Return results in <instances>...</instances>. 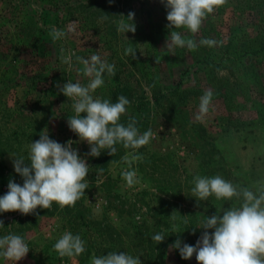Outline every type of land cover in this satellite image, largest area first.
Instances as JSON below:
<instances>
[{"label": "rangeland", "instance_id": "obj_1", "mask_svg": "<svg viewBox=\"0 0 264 264\" xmlns=\"http://www.w3.org/2000/svg\"><path fill=\"white\" fill-rule=\"evenodd\" d=\"M167 11L162 0H0V196L9 191L10 181L23 185L13 160L23 157L27 162L29 145L40 139L45 128L61 144L73 141L72 148L89 165L88 189L74 207L53 203L50 209L37 208L35 214L0 213L4 224L0 237L20 235L30 248L16 264H91L93 255L121 251L139 256L142 264H182L172 249L158 261L150 254L146 242L154 231L148 214L158 205L157 199L171 197L167 207L177 199L181 205L176 206L188 208L186 198H192L188 176L220 175L247 187L264 182V61L256 59L255 65L244 58L245 65L235 62L231 69H211L212 63L200 61L219 60L229 38L238 44L264 34V0H228L194 37L214 38L222 45L196 51L169 49L171 31L186 38L192 34L167 28ZM129 12L135 13L136 32L125 34L117 26ZM53 26L66 31L65 38L54 41ZM128 47L136 49L137 59L125 54ZM70 54H74L71 69L61 60V55ZM93 54L115 65V75L105 74V83L94 96L113 103L125 96L130 105L121 122L134 117L141 133L151 129L155 138L148 145L132 150L117 144L115 155L103 150L94 157L87 155L91 146L69 128L74 109L57 84L62 87L72 80L86 85L89 78L80 71L83 64L76 57L90 59ZM225 77L228 83L223 82ZM207 89L214 93L212 106L198 120L200 97ZM211 145L221 155L215 156V151L207 159ZM133 151L143 160L133 164L140 182L129 187L121 175L128 168L122 158ZM170 170L169 183L177 182L179 187L163 197L157 189L158 176ZM209 198L207 216L216 213L215 206H222L220 210L239 206L236 200ZM168 213L159 215L167 216L166 221L172 216L171 210ZM65 231L81 236L86 242L84 253L59 256L54 244ZM187 261L198 264L195 254ZM0 264L14 262L0 257Z\"/></svg>", "mask_w": 264, "mask_h": 264}, {"label": "clouds", "instance_id": "obj_2", "mask_svg": "<svg viewBox=\"0 0 264 264\" xmlns=\"http://www.w3.org/2000/svg\"><path fill=\"white\" fill-rule=\"evenodd\" d=\"M114 0H109L113 3ZM167 11L169 29H186L192 38H186L179 31L170 32L167 38L169 49L173 47L187 48L196 51L201 46L216 47L222 41L214 38L194 37L200 32L205 20L216 9L224 6L228 0H162ZM125 17V16H124ZM127 20L118 22L117 30L122 33L136 32L135 13L129 12ZM104 19H107L105 17ZM53 40H60L67 35L66 31L56 27L50 28ZM169 36V35H168ZM63 53V49H61ZM125 54L137 59L136 49L128 47ZM71 55H61V60L71 69ZM83 64L80 69L89 78L84 85L79 81L68 80L59 91L70 98L74 115L68 119L69 128L75 132L81 141H86L91 147L87 155L99 157L103 150L109 155H115L117 144L125 149L137 150L150 143L155 138L151 129L141 133L137 127L138 121L130 117L127 125L121 123V117L127 114L130 101L123 95L113 103L109 99L95 97L94 93L105 83L104 75H115V65L93 54L90 59L76 57ZM156 62L159 61L156 59ZM214 93L205 90L200 97L197 119L202 120L212 106ZM86 114V115H82ZM47 129V128H45ZM40 133V139L29 145L28 161L23 157L13 160L15 172L23 177V185L10 181L9 191L0 196V213L20 211L24 215L35 214L37 208L50 209L53 203L61 208L74 207L88 189L87 176L89 165L82 159L78 150L72 148L73 141L61 144L49 137L48 129ZM128 168L121 175L129 187L138 184L137 172L133 164L143 160L141 155L129 152L122 158ZM192 196L200 201H206L214 196L216 200L239 202L206 216L197 226L203 229L201 237L195 246L184 243L178 238L170 248L179 249L180 255L187 260L193 257L198 264H264V182H258L252 187L234 184L220 175L201 176L193 178ZM253 188L255 190H253ZM174 213V212H173ZM172 215V214H171ZM173 220L176 219L172 216ZM139 219V217H137ZM187 223V220L184 221ZM0 220V226H3ZM214 229V231H208ZM172 233H179V226L173 224ZM152 240L160 244L165 236L161 233L153 235ZM85 241L79 234L65 231L54 244L60 257L79 256L85 252ZM30 248L24 238L16 234L0 237V257L16 264L28 254ZM91 264H142L139 256L126 252H109L106 255L91 257Z\"/></svg>", "mask_w": 264, "mask_h": 264}, {"label": "trees", "instance_id": "obj_3", "mask_svg": "<svg viewBox=\"0 0 264 264\" xmlns=\"http://www.w3.org/2000/svg\"><path fill=\"white\" fill-rule=\"evenodd\" d=\"M229 45H226V47L224 48L225 50L223 51V55L220 56V59L217 61H213L211 58L206 57V58H202V60L200 61H204L207 62V65L210 63L213 64V68L214 67H224L227 69H231V65L235 62H237L240 65H245V61H242V59H249L251 60V63L255 64L256 59H260L264 61V34H259L257 36V38H254L253 40H251L250 38H245L243 40V43H236L235 40H233L232 38H229ZM232 54V56H231ZM207 55H209V53H207ZM244 59V60H245ZM198 60V58L196 59ZM255 61V62H254ZM231 62V64H229ZM256 65V64H255ZM232 68H234V66L232 65ZM255 68H257V66H255ZM229 76V75H227ZM228 77H225L223 79L224 83H228ZM223 83V84H224ZM224 86H227V84H224ZM172 90L177 92V88L173 87ZM227 90V89H226ZM225 90V91H226ZM225 97H227V93H223L222 94ZM227 105L230 106L232 104H230L229 99H227ZM253 107H255L256 109L258 108V106L256 105V103L252 104ZM263 107V106H261ZM232 109V108H231ZM124 123L125 125L128 123L127 122H121ZM214 149V150H213ZM215 156H220L221 152L217 147H214L213 145L210 146V148L207 150V154L206 157L207 159L209 158L208 154H213L214 152ZM203 153V152H202ZM208 164H211L210 162ZM170 173H172V171H168L166 173V175H159L158 177L161 178V180L158 182V190L161 196L164 197V195H173L176 192V187H179V184L177 182H171L169 183L168 179H170L172 176L170 175ZM207 172H204L203 174L206 175ZM173 175V174H172ZM174 176V175H173ZM193 176L190 177L188 176V178L186 179L187 181V189L190 191L192 189V187H194L193 184ZM191 185V186H190ZM171 191V192H170ZM190 195H192V192L190 191ZM174 197V196H173ZM179 197V196H178ZM171 197H165V198H159L157 199V204H154V207L151 209L150 213L148 214V216H151L152 219V224H151V232L152 230L154 231V233H152V235L150 236V238L147 240V245L150 246L149 250H150V254L152 255V257L158 261L159 259L165 258L167 255V251L169 249H172L174 251L175 256L180 259V261L182 262V264H188V261L183 259L180 255L179 249H174V248H170V246L172 244H174V242L179 238L182 241V245L184 243L186 244H190L193 245L192 243L194 241H197L202 233H203V229L200 228H196L195 233L193 234V227L197 226L207 215L206 212L204 211V209H207L208 203L209 201H211V199L209 198L206 201H200V203L198 204L197 202V198L192 196V198H190V196L187 199V205L188 208L184 209V208H180V206H176V204H180L181 203L175 199V204L174 202L171 203L168 207H167V203L168 200ZM167 199V200H166ZM163 206H165V208H163ZM215 211L217 212V210L222 209V206H215L214 207ZM168 210H171L172 216H175L176 219L173 220L172 216L169 218H167V220L165 221V218L167 216H160L159 213H165V214H169ZM185 211H188L187 213H185ZM174 212V213H173ZM186 216H188L190 218V220L188 221ZM187 220V223L185 224L184 221ZM169 221V222H167ZM166 224L168 225V230L165 229ZM173 224H177L179 226V233H172V226ZM168 231V232H167ZM208 231H214V229H210ZM157 233H161L165 236V239L162 243L157 244V242H155L154 240H152V236L157 234ZM158 256V257H157Z\"/></svg>", "mask_w": 264, "mask_h": 264}]
</instances>
